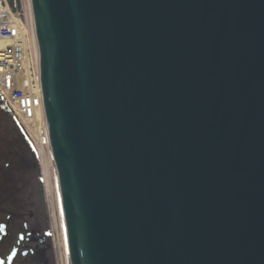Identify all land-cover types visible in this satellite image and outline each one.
Masks as SVG:
<instances>
[{"label":"water","instance_id":"95a60500","mask_svg":"<svg viewBox=\"0 0 264 264\" xmlns=\"http://www.w3.org/2000/svg\"><path fill=\"white\" fill-rule=\"evenodd\" d=\"M32 2L72 263L264 264V0Z\"/></svg>","mask_w":264,"mask_h":264},{"label":"rangeland","instance_id":"374dc122","mask_svg":"<svg viewBox=\"0 0 264 264\" xmlns=\"http://www.w3.org/2000/svg\"><path fill=\"white\" fill-rule=\"evenodd\" d=\"M23 1L29 5V0H22L20 6ZM41 131L40 141L33 135L26 138L14 117L0 110V179L15 189L31 228L46 239L37 242L34 238L33 245L39 243V248L45 249L44 258L49 264H71L45 122Z\"/></svg>","mask_w":264,"mask_h":264},{"label":"built area","instance_id":"2783aa9c","mask_svg":"<svg viewBox=\"0 0 264 264\" xmlns=\"http://www.w3.org/2000/svg\"><path fill=\"white\" fill-rule=\"evenodd\" d=\"M31 29L32 11L30 4L27 5L23 1L21 8L14 11L8 0H0V60L11 63V69L6 66L7 72L24 70L25 64H30L28 52L30 51L33 55L32 49L34 47ZM31 65L34 66V69L38 67V60L34 59V65ZM10 76V73L1 74L0 80L6 88H13L12 97L1 93V89L0 94L4 96L23 122H30L37 116L33 101L38 102L43 99L42 86L40 87L36 80L37 74L35 70L34 73L31 70L28 71L26 75L23 72L12 82L8 81ZM38 79L41 84L40 72ZM3 80L5 81L3 82ZM25 99L28 101L25 102Z\"/></svg>","mask_w":264,"mask_h":264},{"label":"flooded vegetation","instance_id":"af4514ba","mask_svg":"<svg viewBox=\"0 0 264 264\" xmlns=\"http://www.w3.org/2000/svg\"><path fill=\"white\" fill-rule=\"evenodd\" d=\"M37 242L46 239L31 228L15 195V189L0 179V264H49L45 249Z\"/></svg>","mask_w":264,"mask_h":264},{"label":"bare ground","instance_id":"6f19581e","mask_svg":"<svg viewBox=\"0 0 264 264\" xmlns=\"http://www.w3.org/2000/svg\"><path fill=\"white\" fill-rule=\"evenodd\" d=\"M29 3H30V0H29ZM30 7H31V10H32V20H33L32 24H33L34 23V17H33V8H32V4L31 3H30ZM33 29H35L34 24H33ZM35 40H36V35H35ZM36 46H37V44H36ZM28 55H29L28 61H29L30 64H25V69L24 70H16V71L13 70V71L7 72L6 66L9 69H11V63L9 61L8 62H5V60H0V64L3 63L2 65H0V75L1 74L10 73L11 76L8 79V81L9 82H12L13 79H15L16 77L22 75L23 72L26 75L28 71L31 70L34 73V70H35V72L37 74L36 80L39 82V85L41 87L40 81L38 79L39 72H40L39 65H37L38 67H36L35 69H34V66L31 65V64L34 65V59H37L38 60L37 48L35 49V52L33 53V55L31 54L30 51L28 52ZM20 79H22V78H20ZM4 81L5 80H3V82ZM28 86L30 87V84H28ZM0 89H1V93L5 94L8 97H12V95H13V88L12 87H10V89L6 88V86L1 83V80H0ZM0 97L1 98H4V96L2 94H0ZM27 101L28 100L25 99V102H27ZM43 101H44L43 99L40 100V101H38V102H34L33 101V105L35 107L34 108V111L36 112V114L38 116L35 119H33L32 121L28 122V127H27L29 134L31 136L33 135V137H35L38 141H40L42 139L41 138V134H42V131H41L42 123L43 122L47 123L46 113H45V107H44V102ZM56 175H57V173H56ZM58 197H59V195H58ZM71 264H73L72 261H71Z\"/></svg>","mask_w":264,"mask_h":264},{"label":"trees","instance_id":"16d2710c","mask_svg":"<svg viewBox=\"0 0 264 264\" xmlns=\"http://www.w3.org/2000/svg\"><path fill=\"white\" fill-rule=\"evenodd\" d=\"M10 2L12 4L13 8L16 9L18 4H19V0H10ZM0 110L5 111V113H7V114H11V111H10L9 107L4 103L3 99H1V98H0ZM15 121L19 125V127L22 130V132L25 135V137L30 139L28 134L26 133L24 127L20 124V122L17 120V118H15Z\"/></svg>","mask_w":264,"mask_h":264}]
</instances>
